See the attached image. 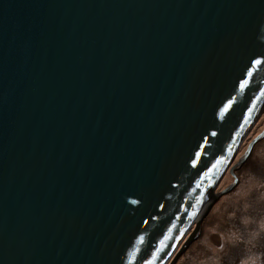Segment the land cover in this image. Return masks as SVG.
<instances>
[{"label":"water","instance_id":"1","mask_svg":"<svg viewBox=\"0 0 264 264\" xmlns=\"http://www.w3.org/2000/svg\"><path fill=\"white\" fill-rule=\"evenodd\" d=\"M263 105L264 0H0V264H165Z\"/></svg>","mask_w":264,"mask_h":264},{"label":"rangeland","instance_id":"2","mask_svg":"<svg viewBox=\"0 0 264 264\" xmlns=\"http://www.w3.org/2000/svg\"><path fill=\"white\" fill-rule=\"evenodd\" d=\"M263 129L264 109L246 132L239 151L234 152L232 169L219 180L215 188L219 195L200 221V234L178 252L197 228L196 221L165 264H264V256L255 249L257 242L264 245V138L254 143L252 154L243 162L253 136ZM236 176L239 180L235 183ZM248 207L254 210L252 214L244 209Z\"/></svg>","mask_w":264,"mask_h":264},{"label":"trees","instance_id":"3","mask_svg":"<svg viewBox=\"0 0 264 264\" xmlns=\"http://www.w3.org/2000/svg\"><path fill=\"white\" fill-rule=\"evenodd\" d=\"M252 154V153H251ZM257 207H260L259 205H257ZM249 214H252L253 212H254V210H252L251 208H244ZM245 230V229H244ZM245 236L247 237V238H249L248 237V233H247V231L245 230ZM264 248V245L263 244H261V243H259V242H257V243H255V249H257V250H259L260 252H261V256H262V258H263V256H264V251H262V249ZM244 261V260H243Z\"/></svg>","mask_w":264,"mask_h":264},{"label":"bare ground","instance_id":"4","mask_svg":"<svg viewBox=\"0 0 264 264\" xmlns=\"http://www.w3.org/2000/svg\"><path fill=\"white\" fill-rule=\"evenodd\" d=\"M264 109V105H263V107H262V109H261V111ZM260 111V112H261ZM260 114V113H259ZM259 114H253V116H252V120H251V124L252 123H254L253 121L255 120V118H256V115L258 116ZM264 138V137H263ZM255 143H257V142H255ZM196 221H194V223H195Z\"/></svg>","mask_w":264,"mask_h":264},{"label":"snow or ice","instance_id":"5","mask_svg":"<svg viewBox=\"0 0 264 264\" xmlns=\"http://www.w3.org/2000/svg\"><path fill=\"white\" fill-rule=\"evenodd\" d=\"M256 63H258V64H259V63H260V61H256ZM133 203H135V201H133Z\"/></svg>","mask_w":264,"mask_h":264}]
</instances>
